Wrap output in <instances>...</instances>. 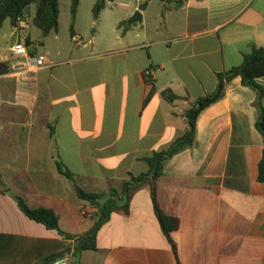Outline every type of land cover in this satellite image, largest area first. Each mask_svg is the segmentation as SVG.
Wrapping results in <instances>:
<instances>
[{
    "label": "crops",
    "instance_id": "crops-1",
    "mask_svg": "<svg viewBox=\"0 0 264 264\" xmlns=\"http://www.w3.org/2000/svg\"><path fill=\"white\" fill-rule=\"evenodd\" d=\"M104 1L87 42L74 28L71 47L58 30L22 31L27 53L45 58L36 72L9 52L12 29L0 54V264H36L63 250L54 264H76L74 241L29 220L10 194L54 211L63 231L82 235L94 208L56 163L90 193L145 173L140 159L184 134L185 110L215 90L216 74L238 66L252 46L264 47V0H107L108 9ZM135 11L141 22L127 25ZM257 83L264 87V76ZM165 91L180 99L164 98ZM254 100L239 78L228 82L199 114L193 146L165 162L156 198L179 221L171 234L176 256L145 186L128 214H111L96 251L82 252L78 263L264 264L263 141Z\"/></svg>",
    "mask_w": 264,
    "mask_h": 264
},
{
    "label": "trees",
    "instance_id": "trees-1",
    "mask_svg": "<svg viewBox=\"0 0 264 264\" xmlns=\"http://www.w3.org/2000/svg\"><path fill=\"white\" fill-rule=\"evenodd\" d=\"M113 1V0H109ZM163 1V0H161ZM182 0L175 4L181 5ZM78 0H73L71 16L75 18ZM34 6L32 25L41 31L43 35L50 32H57L59 26V8L57 0H0V29L5 20H9L11 26L15 25L18 19L24 17L28 7ZM145 4L140 5L143 9ZM105 7V1H97L92 9V17L96 20L100 12ZM72 35V27L70 28ZM4 64H0V73ZM264 76V47L252 46L249 53L243 54L242 61L238 66H234L224 72L216 74L217 85L213 92L207 93L194 100L191 106L185 110L183 117L186 123L184 134L176 139L166 150L153 152L143 157L140 161L147 165V171L137 176L129 174L128 178L123 180L119 188H112L102 193H90L79 187L69 171L60 163H56L57 171L70 180L73 184L76 196L90 204L94 209L93 224L82 235H73L63 231L59 226V217L57 214L46 208H30L25 201L17 195L10 194L15 201L20 212L29 220L43 225L48 230H54L66 240H72L75 243L73 256L78 263L80 254L84 251H96V236L100 228L110 219L115 211H122L128 214L129 205L133 194L141 188L147 186L150 191V199L155 217L160 229L172 248L176 256V247L171 238V234L179 228L178 219L165 215L159 208L156 198V182L163 173V167L167 160L180 152L189 149L195 141V126L199 114L210 105L219 101L225 94V88L228 82L234 78H239L241 85L251 89L255 93L254 106L257 110L255 129L260 134L263 141L261 159L257 166V181L264 183V87L257 83V79ZM166 99L177 100L180 97L170 95L167 91L162 93ZM1 186V185H0ZM3 190V193H6ZM66 254V250L51 254L40 259L36 264H54L61 260Z\"/></svg>",
    "mask_w": 264,
    "mask_h": 264
},
{
    "label": "rangeland",
    "instance_id": "rangeland-1",
    "mask_svg": "<svg viewBox=\"0 0 264 264\" xmlns=\"http://www.w3.org/2000/svg\"><path fill=\"white\" fill-rule=\"evenodd\" d=\"M99 0H78L75 18L72 19L71 9L73 0H57L59 8V36L63 39L64 44L68 47L74 46L70 41V28H74L76 32L84 37V42L89 40L93 26H91L92 9L94 4ZM107 1V0H106ZM121 1V0H120ZM107 9L110 4L107 1ZM34 14V6L26 9L23 19L27 22V27L32 25V17ZM127 23V22H126ZM11 24L7 19L3 23L2 30L0 31V54L4 53V49L8 43H11L9 33L11 32ZM35 37V36H33ZM33 45L39 47L37 41H33ZM120 187V186H119ZM118 187V188H119ZM94 218V217H91Z\"/></svg>",
    "mask_w": 264,
    "mask_h": 264
},
{
    "label": "built area",
    "instance_id": "built-area-1",
    "mask_svg": "<svg viewBox=\"0 0 264 264\" xmlns=\"http://www.w3.org/2000/svg\"><path fill=\"white\" fill-rule=\"evenodd\" d=\"M26 26L27 22L23 18L18 19L15 25L12 26L13 36H17V40L12 43L8 50L12 55L23 59L22 64L26 70L36 72L40 68L46 66L45 58L37 55L32 56L27 53L26 38L21 37V33L25 30ZM146 74L150 75V71H147ZM90 213L93 215L95 213V209L90 211ZM81 214L89 215V212L83 210Z\"/></svg>",
    "mask_w": 264,
    "mask_h": 264
},
{
    "label": "water",
    "instance_id": "water-1",
    "mask_svg": "<svg viewBox=\"0 0 264 264\" xmlns=\"http://www.w3.org/2000/svg\"><path fill=\"white\" fill-rule=\"evenodd\" d=\"M139 22H141V15H140L139 11H135V13L127 21V25H132V24L139 23ZM60 263H62V261Z\"/></svg>",
    "mask_w": 264,
    "mask_h": 264
}]
</instances>
